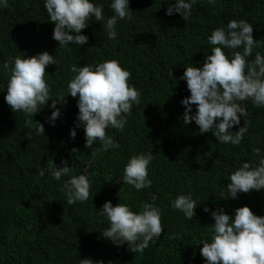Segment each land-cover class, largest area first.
Returning a JSON list of instances; mask_svg holds the SVG:
<instances>
[{"label": "trees", "instance_id": "trees-1", "mask_svg": "<svg viewBox=\"0 0 264 264\" xmlns=\"http://www.w3.org/2000/svg\"><path fill=\"white\" fill-rule=\"evenodd\" d=\"M96 2L104 5L105 20L113 15L111 0ZM170 2L129 0L132 18L118 21L115 40H109L93 18L82 30L87 44L70 42L69 48L52 39L54 24L48 21L43 0H8V7L0 8V264H75L83 254L102 264H204L200 243L212 234V210L224 208L231 215L246 205L264 216V189L238 193L236 199L227 198L226 189L227 177L242 162L258 164L253 149L264 156V107L244 102L249 125L239 145L218 143L211 131L201 134L198 126L185 127L176 119L184 108L180 101L190 94L180 81L181 67L210 54L211 30L244 19L261 44L248 59L256 51L264 54V0H197L187 21L175 12L165 14ZM45 50L58 60V67L45 69L50 98L62 103L65 96V102L56 105L61 115L54 126L47 122L51 100L37 113L43 135L25 123L28 115L12 112L5 102L10 68L2 65L11 57ZM224 51L230 55V50ZM113 59L130 71V83L141 96L123 131L106 130L117 147L104 152L99 143L85 147L82 127L70 137L78 108L77 98L66 88L75 75L70 65L94 66ZM243 125L241 117L239 127ZM230 131H238V126ZM144 152L153 157L148 166L152 185L137 191L122 182L123 169L131 156ZM62 160L73 167V174L89 177L86 202L68 205L62 191L67 177L56 181L49 175V164L62 166ZM187 193L198 207L192 221L170 207L177 194ZM106 201L113 206L126 203L135 212L143 203H153L161 209L160 237L143 253H132L127 243L114 245L101 234L108 226L99 212Z\"/></svg>", "mask_w": 264, "mask_h": 264}, {"label": "clouds", "instance_id": "clouds-1", "mask_svg": "<svg viewBox=\"0 0 264 264\" xmlns=\"http://www.w3.org/2000/svg\"><path fill=\"white\" fill-rule=\"evenodd\" d=\"M195 3L197 0H171L165 14L171 16L175 12L187 21ZM6 7L8 0H0V8ZM43 7L48 21L54 24L52 39L61 48H69L70 42L79 47L87 44L88 36L82 34V30L93 18L100 22L107 38L115 40L118 21L130 20L133 13L129 0H111L109 7L113 15L106 20L104 5L96 0H43ZM252 33V24L246 20H229L225 26L211 30L207 37L209 45L214 46L210 54L181 67L180 81L190 93L180 101L184 108L178 111L176 119L181 125L198 126L201 134L211 131L218 143L240 144L249 125L244 102L250 100L253 106L264 107V54L256 51L254 57L248 59L261 47ZM225 49L230 50V55ZM53 64L58 67V60L45 50L32 56L11 57L2 65L4 69L10 68L4 100L12 112L28 115L25 123L33 124L36 134L44 135L37 113L45 104L52 101L48 105L52 111L47 122L54 126L61 115L56 105L65 102V96L62 103L50 98L53 92L45 79V69ZM69 71L75 75L67 81L66 91L77 98L78 108L70 137L75 138L76 128L82 127L86 148L99 143L101 151L107 152L117 147L106 130L123 131L126 117L133 106L140 103L141 93L130 83V71L115 59L94 66L73 64ZM169 75L172 76V71ZM241 117L244 125L239 127ZM234 125L238 126V131L232 132ZM72 152L76 153L77 149L73 148ZM253 153L259 157L256 166L244 161L227 177V198L236 199L238 193L264 189V156L259 148L253 149ZM95 155V151L91 152L93 160ZM152 158L151 152L131 156L124 166L122 182L137 191L151 187L148 166ZM61 165L52 162L48 170L56 181L67 177L62 185L66 203L86 202L91 187L89 177L73 174L74 169L67 166L66 160H62ZM170 207L182 212L188 221L193 220L198 208L191 193L177 194ZM203 211L209 212V209L205 207ZM99 212L108 222L102 236L116 246L127 243L132 253H143L163 230L161 209L150 202L143 203L142 210L135 212L126 203L113 206L111 201H106ZM210 215L214 221L210 224L212 234L200 243L204 264H264V216L255 215L246 205L236 208L231 215L224 208L212 210ZM87 257L83 254L75 264H102Z\"/></svg>", "mask_w": 264, "mask_h": 264}]
</instances>
